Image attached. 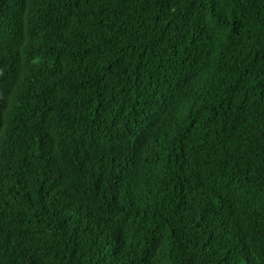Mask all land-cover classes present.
<instances>
[{"label":"trees","instance_id":"trees-1","mask_svg":"<svg viewBox=\"0 0 264 264\" xmlns=\"http://www.w3.org/2000/svg\"><path fill=\"white\" fill-rule=\"evenodd\" d=\"M13 1L0 264H264V0Z\"/></svg>","mask_w":264,"mask_h":264},{"label":"clouds","instance_id":"clouds-1","mask_svg":"<svg viewBox=\"0 0 264 264\" xmlns=\"http://www.w3.org/2000/svg\"><path fill=\"white\" fill-rule=\"evenodd\" d=\"M10 1H11L12 3L14 2L13 0H10ZM215 7L217 8V10L212 11L211 8L207 10L208 15H209V14H214V15H215V16L213 15L214 17L220 15V13H218L219 5H215ZM221 13H222V12H221ZM216 14H218V15H216ZM202 24H203V25L205 24V23H204V19L201 21V25H202ZM211 27H212V29H213L214 26L211 25ZM218 30H219V29H218ZM219 33H220V31H219ZM219 33H218V36H219ZM171 221L173 222V224L176 225V228L171 229V234H172L175 230H177V234L179 235V237H181V236H182V233H183V229H184V227H185V225H186V220L180 215V213H179L177 207H175V211H174L173 218H172ZM198 227H199V226L196 225V227H195V229H194V231H193L191 237L189 238V240H190L191 243H192V242H202V232H201V229H199ZM228 237H229V236H228Z\"/></svg>","mask_w":264,"mask_h":264},{"label":"bare ground","instance_id":"bare-ground-1","mask_svg":"<svg viewBox=\"0 0 264 264\" xmlns=\"http://www.w3.org/2000/svg\"><path fill=\"white\" fill-rule=\"evenodd\" d=\"M17 7H18V6H17ZM14 39H16V38H14ZM14 42H15V41L13 40V44H14ZM19 42H20V41H19ZM19 42H18V43H19ZM18 43H17V44H18ZM15 44H16V42H15ZM17 44H16V46H15L16 48L18 47ZM19 45H20V44H19ZM13 47H14V45H13ZM22 69H24V68H22ZM5 75H6V74H5ZM39 76H41V75H39ZM39 78H40V77H39ZM3 80H4V79H3ZM30 84H31V83H30ZM32 84H33V82H32ZM34 85H35V84H34ZM30 86H31V85H30ZM30 86H29V87H30ZM27 88H28V86H27ZM19 90H20V89H19ZM12 95H13V94H12ZM32 98H33V97H32ZM32 98H30V99L32 100ZM34 98H35V97H34ZM31 100H29V101H31ZM33 100H34V99H33ZM30 103H32V102H30ZM27 104H28V103H27ZM159 118H160V117H159ZM156 119H157V117H156ZM157 121H158V119H157ZM201 217H202V216H201ZM199 227H200V226H199ZM199 227H198V228H199ZM202 228H203V227H202ZM199 229H200V228H199ZM206 233H207V232H206ZM209 233H210V232H209ZM209 233H208V234H209ZM121 256H122V255H121Z\"/></svg>","mask_w":264,"mask_h":264}]
</instances>
